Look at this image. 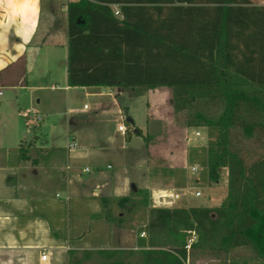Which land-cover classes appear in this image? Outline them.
I'll return each instance as SVG.
<instances>
[{
  "label": "trees",
  "instance_id": "16d2710c",
  "mask_svg": "<svg viewBox=\"0 0 264 264\" xmlns=\"http://www.w3.org/2000/svg\"><path fill=\"white\" fill-rule=\"evenodd\" d=\"M62 6L68 86L115 87L133 97L170 89L174 111L186 115L184 126L208 132L207 145L191 149L189 163L207 170L211 182L224 171L228 178L219 207L153 208L146 190L131 194L137 203L104 200V214L94 219L118 228L133 229L117 207L148 209L137 249L70 250L69 264H188L199 254L229 256L244 247L264 264V156L248 164L233 135L264 136V6L250 0H78ZM126 128L133 133L128 121ZM31 147H19L24 160Z\"/></svg>",
  "mask_w": 264,
  "mask_h": 264
},
{
  "label": "crops",
  "instance_id": "0c3cea01",
  "mask_svg": "<svg viewBox=\"0 0 264 264\" xmlns=\"http://www.w3.org/2000/svg\"><path fill=\"white\" fill-rule=\"evenodd\" d=\"M77 1L61 0L55 4L54 0H0V89L28 87V73L35 58L49 54L46 50L65 52L66 88L73 89L68 86L67 8L61 5ZM250 1L264 6V0ZM51 6L56 13H49ZM56 17L64 18V22ZM46 36L42 45H33ZM157 91L171 92L168 88L147 92ZM143 97L145 94L135 98ZM126 117L131 118L128 111L120 113L118 125L124 124ZM24 119L26 125L18 136L25 131L27 134L15 148H4L0 140V264L47 263L70 250H135L136 229L118 228L94 219L104 214V200L135 201L137 197H131L132 184L137 190L150 191L153 208H173L183 199L179 190L184 187L153 188L146 163L129 165L121 151L123 142L132 137L127 136L129 133L122 134L114 127L112 132H100L96 140L93 131H79L78 124L70 120L71 141L64 147H49L39 125L43 119ZM133 122L132 131L139 135L135 131L141 129ZM2 125L7 127V123ZM124 136L127 138L122 139ZM24 142L32 145L26 160L18 152ZM73 142L77 147H70ZM190 207L199 206L187 204L177 208ZM44 253L46 261L41 259Z\"/></svg>",
  "mask_w": 264,
  "mask_h": 264
},
{
  "label": "rangeland",
  "instance_id": "374dc122",
  "mask_svg": "<svg viewBox=\"0 0 264 264\" xmlns=\"http://www.w3.org/2000/svg\"><path fill=\"white\" fill-rule=\"evenodd\" d=\"M54 2L59 4L61 0ZM44 52L49 54L46 53L43 58L37 56L33 68L28 73V87L1 89L3 97H0V140L4 148H15L19 139L26 136V131L21 134L23 136H18L19 131L26 125L25 117L33 119L40 116L43 121L39 125L48 146L64 147L71 141L68 136L70 129L73 130L69 127L70 120L78 124L79 131L85 133L87 132L85 129L93 131L98 140L100 132L109 133L114 127L118 128L121 125L117 123L120 113L128 111L131 116L129 119L137 123L143 135L130 133L127 135L132 136L130 141L123 142V147H119L123 148L121 151L129 159V165L141 163L148 165L153 188L173 190L184 187V190H179L183 194L181 197L183 199L174 204L173 208L187 204L219 207L225 202L228 188L227 172L224 171L218 182H211L207 170L189 163L190 150L205 147L208 132L206 128L184 126L186 115L174 111L170 103L172 92H145V97L135 98L133 92L122 90L119 94L120 89L115 87L68 90L64 76L65 52L63 50ZM127 120L128 117L123 121L125 125ZM3 123H7V127H2ZM233 135L248 164L264 156L263 135L250 140L243 136L241 130L233 131ZM146 191L150 203V191ZM197 192H201L200 197L195 196ZM139 201V197L135 201L130 199L131 204ZM147 210L117 207L115 212L116 214L122 212L126 224L138 232L147 219ZM191 242L192 240L189 241V245ZM55 259L40 264L70 262L68 253L57 255ZM233 261L236 264H260L254 251L248 247L236 249L229 256L199 254L192 257L188 264H233Z\"/></svg>",
  "mask_w": 264,
  "mask_h": 264
},
{
  "label": "built area",
  "instance_id": "2783aa9c",
  "mask_svg": "<svg viewBox=\"0 0 264 264\" xmlns=\"http://www.w3.org/2000/svg\"><path fill=\"white\" fill-rule=\"evenodd\" d=\"M116 15H119V12H118V11H116ZM2 95H3V92H2V90L0 89V96H2ZM118 131L121 132L122 134H126V133H127V128H126V126H125L124 124H121V125L118 126ZM70 147H71V148H75V147H77V144H76L75 142H73V143L71 144ZM86 171L89 172V169H86ZM195 196H196V197H200V196H201V192H197V193L195 194ZM169 197H172V195H170ZM175 198H176V199L179 198V195H176ZM142 236H145V234H142ZM189 247H190V245L187 246V248H189ZM41 259H42L43 261H46V260H47V255H46V253H44V254L42 255Z\"/></svg>",
  "mask_w": 264,
  "mask_h": 264
},
{
  "label": "water",
  "instance_id": "95a60500",
  "mask_svg": "<svg viewBox=\"0 0 264 264\" xmlns=\"http://www.w3.org/2000/svg\"><path fill=\"white\" fill-rule=\"evenodd\" d=\"M128 122L131 123V124L134 123L132 119H128ZM135 133H139V130H136ZM131 189H132L133 192L137 191V187L135 186V184L131 185Z\"/></svg>",
  "mask_w": 264,
  "mask_h": 264
}]
</instances>
